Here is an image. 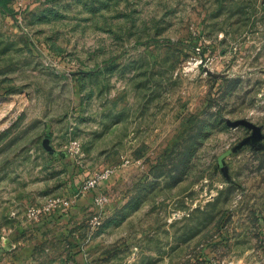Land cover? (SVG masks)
Returning a JSON list of instances; mask_svg holds the SVG:
<instances>
[{"label":"rangeland","instance_id":"rangeland-1","mask_svg":"<svg viewBox=\"0 0 264 264\" xmlns=\"http://www.w3.org/2000/svg\"><path fill=\"white\" fill-rule=\"evenodd\" d=\"M0 264H264V0H0Z\"/></svg>","mask_w":264,"mask_h":264}]
</instances>
